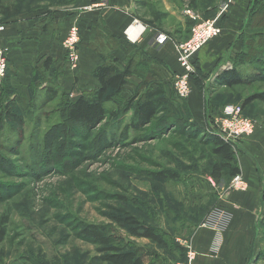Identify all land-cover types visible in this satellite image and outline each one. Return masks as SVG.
Returning a JSON list of instances; mask_svg holds the SVG:
<instances>
[{"label":"rangeland","instance_id":"1","mask_svg":"<svg viewBox=\"0 0 264 264\" xmlns=\"http://www.w3.org/2000/svg\"><path fill=\"white\" fill-rule=\"evenodd\" d=\"M134 1L138 17L144 22L153 20L159 29L171 33L183 29V41L189 39L192 27L189 18L181 28L176 19L167 14L161 0ZM175 1L183 15H186L184 10L190 8L204 17L211 16L218 4V0ZM79 2L24 1L20 13L60 10L69 15L80 10ZM157 12L161 15L160 21L154 18ZM258 13L255 18L259 24L250 18L254 25L244 31V40L239 39V50L245 51L244 59H248L238 65L245 82L231 88L222 82L214 89L212 86L206 89L208 97L217 104L227 102L236 110L239 107V114L252 119L254 126L264 124V100L253 98L264 92V36H257V31L264 35V9ZM63 46L65 66L73 69L68 48L64 43ZM238 56V53L228 56L227 66L232 69ZM257 68L262 69L260 75ZM63 71L62 67L56 68L55 61L48 69L36 64L32 66L33 77L27 88L15 89L10 85V77L0 84V102L5 105L8 100L19 105L15 114L23 123L19 126L10 122L0 134V141L9 147L0 158V220L2 216L8 220L0 245V264H107L99 259L101 253L97 245L81 235L82 224L104 225L121 246L137 251L146 263L181 264L184 241L197 225L196 220L204 215L201 208L212 209L221 191L246 188H231L230 178L222 177L216 182L209 175L211 156L207 136L215 132L213 111L217 109L212 105L213 109L208 112L207 127L187 128L184 121L165 128L162 118L168 112L161 110L156 120L136 131L127 128L136 100L128 110L123 108L127 101L139 98L151 88L138 84L135 88L123 89L116 103L117 117L85 129L69 121L63 111L65 102L72 99L57 81ZM166 74L172 87L174 73ZM48 87L56 89L53 101H45ZM74 89L80 88L74 86ZM94 90L84 88L81 92L91 94ZM171 92L174 95L173 88ZM172 95L167 99L173 115L181 120L190 115L194 118L186 99ZM183 102L188 108L184 109ZM194 129L197 135L190 131ZM188 132L193 135L185 134ZM162 167L174 168L176 177L163 182L147 177ZM119 211L155 226L166 245L132 236L126 228L116 226L110 216ZM263 225L264 219L258 220L255 237L258 246L252 264H264Z\"/></svg>","mask_w":264,"mask_h":264},{"label":"crops","instance_id":"2","mask_svg":"<svg viewBox=\"0 0 264 264\" xmlns=\"http://www.w3.org/2000/svg\"><path fill=\"white\" fill-rule=\"evenodd\" d=\"M134 2L80 0V10L69 15L60 10H38L19 13L0 23L3 25L0 48L6 49L9 74L13 71L9 76L10 85L15 89L27 88L32 78V66L48 55L55 61L56 68L64 69L57 81L75 99L82 94V89L99 86L93 69L115 59L119 69L130 64L131 74L126 77L124 89L135 88L138 84L143 88L150 86V89L162 86L165 94L171 96L172 87L166 72L181 70L176 57L177 44L183 41L184 31L181 29L179 35L167 30L163 32L155 21L157 25L152 23L153 20L144 22L138 17ZM161 2L167 14L174 17L182 28L188 17L182 14L176 1ZM251 2L218 0L211 17L221 25L222 33L193 55L192 90L185 99L194 119L203 127L209 124L208 112L213 109L210 103L214 102L206 89L222 84L221 76L229 70L226 68L229 65L227 57L240 51V30ZM134 20L138 24L133 25ZM72 25L78 27V59L74 68L68 70L63 58L66 54L63 39ZM156 32L166 33L169 41L153 46ZM74 86L80 89L75 90ZM234 148L246 188L221 191L215 206L192 229L187 240L196 252L194 264H252L257 251L256 228L258 220L264 219V124L256 123L252 133L241 138Z\"/></svg>","mask_w":264,"mask_h":264},{"label":"trees","instance_id":"3","mask_svg":"<svg viewBox=\"0 0 264 264\" xmlns=\"http://www.w3.org/2000/svg\"><path fill=\"white\" fill-rule=\"evenodd\" d=\"M24 1L28 2H47L51 3L55 0H0V22H5L6 20L12 18L13 16L18 15L21 11V3ZM194 1V0H192ZM203 2L205 0H198ZM264 3H258V0H252L247 10L246 21L241 27L240 30V38L241 41L244 40V31L254 25L250 18L255 19V23L258 18L255 17L260 15L258 13L260 10L264 9ZM260 8L258 10L257 8ZM155 20H159L160 13L154 14ZM212 16V15H211ZM209 16V17H211ZM204 17V16H203ZM208 18V17H205ZM252 18V19H253ZM261 22V21H259ZM192 23V21L190 22ZM252 23V24H251ZM219 24V23H218ZM220 25V24H219ZM221 26V25H220ZM188 30V29H187ZM259 37H263L262 31H257ZM176 34H180L179 31L175 32ZM243 44V43H242ZM240 50L238 52V58L236 59L235 66L229 71H226L222 74V82L226 87H234L236 85L242 84L246 79L242 77L239 73L238 65H241L242 62H247L248 59H244L246 57L244 52ZM257 53V52H256ZM248 55V53H245ZM8 61V59H7ZM9 62V61H8ZM53 60L51 57H46L41 61L38 66L41 64L43 68H50L53 64ZM264 68V67H263ZM262 69L257 68V72L261 73ZM264 72V69H263ZM93 75L97 78L99 82V86L93 91L91 94H81L79 97L75 99H70L65 102V107L63 111H65L66 118L74 124H80L85 129H92L100 124L103 120L107 118H115L118 116L117 102L121 95V92L124 89V84L126 83V77L131 74L130 64L123 69H119L115 65V59H110L109 61L102 63L96 66L93 71ZM33 77V75H32ZM192 77L191 76V85H192ZM256 77V76H255ZM9 78V67L7 68V72L3 80L0 84L5 83ZM251 77V79H253ZM92 92V91H91ZM3 95H5L4 91H2ZM174 93V91H173ZM56 89L52 87H48L46 89V99L45 101H53L56 97ZM173 97H177L174 93ZM167 98H171L165 94V90L162 86H158L153 89H148L143 92L139 99L132 106V117L130 122L127 125L128 127L133 128L136 131L141 130L144 126L151 123L153 120H156V116L161 112V110H167V114L163 116L162 122L164 123V127L173 123V126H176L175 123L184 122L187 128H201V125L198 124L197 121L193 118L192 115L189 117H183L178 119L173 115V111L168 109L171 107L170 101ZM253 98L264 100V92L256 94ZM185 99V98H184ZM17 101V100H16ZM134 100L130 99L127 101L123 110H128L130 108L131 103ZM213 101V100H212ZM245 101V100H244ZM184 109L188 108L186 103L183 102ZM206 103V109L207 102ZM227 102L221 103V105L217 104L215 101L210 104L213 105L214 114H219L222 107ZM219 105V106H218ZM115 106V107H114ZM20 107L15 104L14 101L6 100V104L0 102V134L4 131L6 124L10 122H15L19 126H21L22 120L15 114V108ZM212 107V108H213ZM189 111L187 110V113ZM187 118L189 120H187ZM8 122V123H7ZM163 127V128H164ZM200 129H198L199 131ZM203 130V129H202ZM156 129L153 130L155 132ZM193 131L194 135L196 129L190 130ZM184 134V132H181ZM204 133V130H203ZM47 134H50L47 133ZM187 135H193L192 133H185ZM46 136V135H45ZM207 141L210 144L209 154L211 156L210 166H209V175L216 182H218L222 177H228L230 180L232 177L238 173H240V169L237 163L236 152L233 149V146L224 141L216 134L208 135ZM45 138V137H44ZM206 140V139H205ZM53 140H51L52 142ZM50 144V143H49ZM7 148H9L6 145ZM5 145L0 141V158L4 157V150L6 149ZM49 147V146H47ZM173 158V157H172ZM177 171L171 167H162L156 171L151 172V174H147L148 178H151L156 181H166L171 180L176 177ZM122 199L126 200V197H122ZM203 214L207 212V208H201ZM203 215V216H204ZM203 216L201 214V220H196L197 224L202 221ZM115 222L116 226L121 228H126L130 235L147 239L152 241L158 245L165 246L166 240L162 236V234L156 229L153 225H147L144 222L140 221L133 215L128 213L118 212L117 214H113L110 216ZM7 217L2 216L0 220V245L3 242L6 229L5 224L7 223ZM264 227V225H263ZM107 227L104 225H94V224H82L80 232L81 235L90 240L91 242L97 245L98 251L101 253L99 259L107 264H155L153 261L144 262L143 258L138 254L137 251L133 249H127L121 246L116 239L107 231ZM185 260V252L184 258L182 262Z\"/></svg>","mask_w":264,"mask_h":264},{"label":"built area","instance_id":"4","mask_svg":"<svg viewBox=\"0 0 264 264\" xmlns=\"http://www.w3.org/2000/svg\"><path fill=\"white\" fill-rule=\"evenodd\" d=\"M188 18L192 21L191 33L189 39L177 44V62L181 68L180 71L174 72L172 88L176 96L187 98L192 90L191 76L194 73L193 55L197 53L207 42L218 37L222 32V27L216 22L214 17H203L200 13L186 8L184 10ZM138 24L137 20L132 23ZM3 25H0V30ZM169 36L163 32H156L153 36V46H161L169 41ZM79 42L78 27L72 25L67 32L64 40L68 48L69 61L72 67L75 66L78 59L77 44ZM231 69V66H227ZM7 72L6 49L0 48V82ZM212 129L214 134L218 135L224 141L229 142L232 146L246 135L252 133L254 121L248 117L239 114L234 106L225 104L219 114L213 115ZM246 183L240 173L234 175L230 180V187L244 189ZM185 260L181 264H194L196 256L195 250L186 239L184 241Z\"/></svg>","mask_w":264,"mask_h":264}]
</instances>
